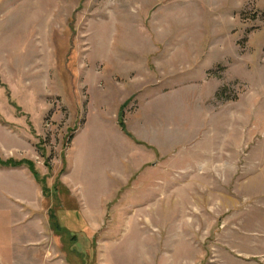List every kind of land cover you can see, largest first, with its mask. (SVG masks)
Segmentation results:
<instances>
[{
    "label": "rangeland",
    "instance_id": "374dc122",
    "mask_svg": "<svg viewBox=\"0 0 264 264\" xmlns=\"http://www.w3.org/2000/svg\"><path fill=\"white\" fill-rule=\"evenodd\" d=\"M0 264H264V0H0Z\"/></svg>",
    "mask_w": 264,
    "mask_h": 264
},
{
    "label": "trees",
    "instance_id": "16d2710c",
    "mask_svg": "<svg viewBox=\"0 0 264 264\" xmlns=\"http://www.w3.org/2000/svg\"><path fill=\"white\" fill-rule=\"evenodd\" d=\"M35 175V174H34ZM35 177H36V179H38L39 180V178H37V176L35 175ZM44 189H46V190H48V188L47 187H45Z\"/></svg>",
    "mask_w": 264,
    "mask_h": 264
}]
</instances>
